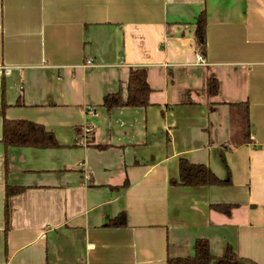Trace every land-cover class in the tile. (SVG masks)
Here are the masks:
<instances>
[{"label": "crops", "instance_id": "obj_1", "mask_svg": "<svg viewBox=\"0 0 264 264\" xmlns=\"http://www.w3.org/2000/svg\"><path fill=\"white\" fill-rule=\"evenodd\" d=\"M130 70L145 72L148 105L104 106L126 100ZM243 103L250 142L234 145ZM3 118L59 148L0 142V264H168L197 240L264 264V0H0V138ZM180 159L230 182L172 186ZM6 186L23 192L6 200Z\"/></svg>", "mask_w": 264, "mask_h": 264}, {"label": "trees", "instance_id": "obj_2", "mask_svg": "<svg viewBox=\"0 0 264 264\" xmlns=\"http://www.w3.org/2000/svg\"><path fill=\"white\" fill-rule=\"evenodd\" d=\"M205 15L201 12L195 23V38L202 54L205 52ZM150 89L145 80L143 70H130L128 77V95L125 101L119 95H109L104 98L103 105L108 108L130 107L140 108L148 105V95ZM217 92V82L209 79L207 82V93L209 96ZM237 112L231 114V143L234 145L247 144L250 142V124L248 117V105L246 103L237 104ZM0 142L4 149L33 148V149H57L59 144L50 131L43 126L30 121L2 119ZM227 180L218 179L211 170L202 164H191L185 159L178 162V177L170 179L172 186L184 187H213L225 186L229 184ZM23 192V188H12L6 186L5 199ZM210 208L218 213L229 215L232 205L217 204ZM126 224V215L120 214L110 222L111 227H122ZM195 254L192 258L168 260V264H209L215 260L216 264H238L240 259L231 250H228L222 258L214 259L210 253L206 241L197 240L194 245Z\"/></svg>", "mask_w": 264, "mask_h": 264}, {"label": "built area", "instance_id": "obj_3", "mask_svg": "<svg viewBox=\"0 0 264 264\" xmlns=\"http://www.w3.org/2000/svg\"><path fill=\"white\" fill-rule=\"evenodd\" d=\"M200 62H202V57L201 56H199L198 58H197V63H200ZM85 66H89V67H91V66H93V62H92V60H90V59H88L87 61H86V63H85ZM86 112L87 113H90L91 115H95V112H94V110L92 109V108H89V107H87L86 108ZM94 126L93 125H91V126H86L84 129H83V133H82V141H83V145L85 144H89V141H90V139L93 137V133H94Z\"/></svg>", "mask_w": 264, "mask_h": 264}]
</instances>
